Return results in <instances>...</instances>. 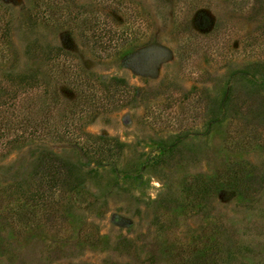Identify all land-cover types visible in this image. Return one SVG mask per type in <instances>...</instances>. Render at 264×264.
<instances>
[{"label": "rangeland", "instance_id": "obj_1", "mask_svg": "<svg viewBox=\"0 0 264 264\" xmlns=\"http://www.w3.org/2000/svg\"><path fill=\"white\" fill-rule=\"evenodd\" d=\"M116 25L138 44L95 45ZM61 56L124 78L131 103L73 125ZM36 120L122 148L19 138ZM44 151L78 179H42ZM234 163L246 182L191 192ZM0 264H264V0H0Z\"/></svg>", "mask_w": 264, "mask_h": 264}, {"label": "trees", "instance_id": "obj_2", "mask_svg": "<svg viewBox=\"0 0 264 264\" xmlns=\"http://www.w3.org/2000/svg\"><path fill=\"white\" fill-rule=\"evenodd\" d=\"M77 18L73 17L72 19L76 20ZM91 23L92 21L88 18H84V20L79 22V27L83 29L82 32L86 35L88 33L86 29H90V26L93 27L90 25ZM137 23V20H133L127 26L131 24L132 27ZM131 27L127 28L130 30L129 33L126 30H122L125 28L118 30L117 25L115 27L109 26L108 30L103 28L97 31L94 28L97 35L93 34L94 36L91 35V37H96L94 38L95 45L97 44L107 49L112 47L111 44H113L115 51L121 53L122 51L135 47L140 41V38L136 36L132 39L130 38V40L127 39L132 33ZM56 64L59 73L57 82L65 81L74 89V99L71 104V108H73L71 117L75 121L73 125L76 124V121H80L83 112L89 111L88 113L90 114L101 109H117L131 103V101L125 98H133V96H130V90L132 92L134 88L124 78L111 77L107 80L100 78L96 80L90 73L84 72L78 65L72 64L63 56L57 59ZM57 93L55 86L47 84L43 95L47 98L57 99L59 98ZM22 123L20 122L19 124L22 127V133L19 135V138L22 139L31 137L38 140L49 137L54 142L78 143L85 154L92 152L101 154L111 153L113 151L112 147L103 143L104 141L113 142L114 146L119 149L122 148V144L116 139L104 136H92L86 132H80V130H73L72 125L64 131H57L55 124L52 123L47 132H42V121L36 120L34 122H28L27 126L31 127L29 130H26V125ZM250 170V167L246 165L234 163L229 165L222 174L213 173L211 175L194 177L193 183H191V192L194 195H199L209 189H216L227 183L238 185L240 182L247 181V178L250 176ZM37 173L40 174L39 176L42 179H48L55 186L56 184L61 185L69 182L71 179H78L79 167L53 152L44 151L38 156Z\"/></svg>", "mask_w": 264, "mask_h": 264}]
</instances>
